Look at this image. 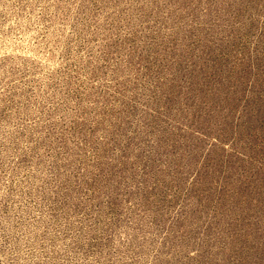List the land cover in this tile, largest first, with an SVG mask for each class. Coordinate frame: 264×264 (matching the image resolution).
<instances>
[{
	"label": "rangeland",
	"instance_id": "374dc122",
	"mask_svg": "<svg viewBox=\"0 0 264 264\" xmlns=\"http://www.w3.org/2000/svg\"><path fill=\"white\" fill-rule=\"evenodd\" d=\"M0 264H264V0H0Z\"/></svg>",
	"mask_w": 264,
	"mask_h": 264
}]
</instances>
